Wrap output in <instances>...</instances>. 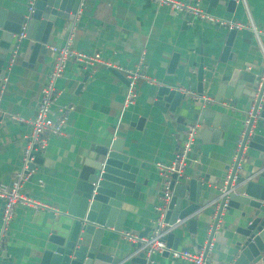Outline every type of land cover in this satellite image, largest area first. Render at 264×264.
Listing matches in <instances>:
<instances>
[{
    "label": "crops",
    "instance_id": "crops-1",
    "mask_svg": "<svg viewBox=\"0 0 264 264\" xmlns=\"http://www.w3.org/2000/svg\"><path fill=\"white\" fill-rule=\"evenodd\" d=\"M28 1L0 0V12L25 14ZM191 1L197 2L205 12V1ZM243 1L235 0L233 4L217 1L208 13L212 18L224 21L246 22L249 17L254 26L264 31V0ZM234 30L229 50L224 55L229 29L211 21L191 18L152 0H81L72 21L55 18L46 50L37 54L33 64L22 61L27 43L22 38L15 62L9 70H4L13 43L11 40L1 66L7 80L3 84L0 79V185L5 187L17 180V173L22 172L24 135L29 131L28 122L33 117L40 90L52 64L48 46H62L71 35L73 48L86 53L98 52L112 65L132 69L141 58L148 80L137 81L133 102L121 110L126 84L114 72L117 70L100 64L82 66L74 61L65 65L61 75L54 80L55 98L49 107L52 119L57 118L63 108L71 107L66 109L62 133L47 138L40 153L41 162L33 167L25 180H18V193L42 204L44 208L39 206L34 209L17 204L5 227L0 220V253L6 254L3 258L0 254V264L38 263L41 251L48 247L46 242L50 229L55 228L57 222L68 223L62 214L75 180L85 169L84 162L102 158L115 138L122 140V152L128 156V162L137 167L135 182L140 184L136 196L123 198L120 207L125 212L122 232L138 235L147 230L144 236L150 234L157 219L154 206L159 203L164 180L155 164L170 165L173 162L184 139L185 125L183 130L181 125L184 119L186 122L190 120L192 112V108L183 110L181 107L172 113H163L153 107L151 101L155 85L167 84L199 94L196 92V71L200 62L204 71L200 94L211 97V101L204 105L218 108L222 119L226 118L220 123L228 126L215 136L210 132L206 137H202L203 125L197 127L191 150L186 152L183 172L186 180L199 175L196 178L204 190L202 197L208 200L214 198V185H218V180L231 170L233 156L238 150L237 135L249 108L245 99L235 107L212 104L215 88L221 83L222 76L234 66L243 68L246 64L249 72L259 73L264 65V35H260L257 41L246 28ZM173 54L177 55L176 63L168 68ZM199 103L203 105L201 100L194 105ZM233 108L236 109L233 112L236 120L230 116L228 122L225 116L231 115ZM263 122L257 119L258 125ZM261 156L258 151L244 146L239 170L242 176L264 186V153ZM206 187L211 190L206 191ZM211 207L204 211L210 217ZM1 208L0 199V213ZM242 210L245 214L252 212L247 205H243ZM248 218V215L241 217L237 209L230 208L223 211L217 229L225 226L228 231H223V235L232 243L240 238L234 233L235 229L245 225ZM196 226L199 229L202 224L196 222ZM180 228L184 237L174 250L188 248L192 255L202 253V250H192L185 232L186 223ZM100 242L106 244L107 255L120 260L130 256L133 251L131 246L135 245L123 240L120 233L104 232ZM211 244L213 259L223 264L233 261L236 252L228 250L227 244L219 245L220 253L213 250L217 244ZM149 260L150 264H191L158 252L152 254ZM254 264H264V253Z\"/></svg>",
    "mask_w": 264,
    "mask_h": 264
},
{
    "label": "water",
    "instance_id": "water-1",
    "mask_svg": "<svg viewBox=\"0 0 264 264\" xmlns=\"http://www.w3.org/2000/svg\"><path fill=\"white\" fill-rule=\"evenodd\" d=\"M203 1L207 4L205 12L208 13L217 1L233 4L235 0ZM80 2L81 0H32L33 10L28 14L27 19H24V14L12 12L6 14L2 10L0 12V79L4 75L1 66L5 53L11 40L14 42L22 23L26 24L24 38L27 40L22 61L31 65L38 53L45 52L55 18L72 21ZM4 16H7L6 19L3 18ZM234 32V29L228 32L223 48L224 55L229 50ZM171 57L168 68L176 63L177 55L173 54ZM248 69L246 64L243 68L238 66L230 68L229 73L222 76L221 83L216 86L212 97V104L234 107L245 99L249 102L250 108L246 127L241 128L237 135L238 150L231 170L227 178H224L226 175L222 176L218 180L219 184L214 185L215 190H212L216 194L215 197L211 200L202 197L204 190L201 189V182L196 178L199 177L197 174L187 180L184 172L181 176H176L175 173L169 176L171 195L163 207L162 220L166 227L173 225L174 227L163 237V240L167 248L175 249L184 237L180 225L186 223L185 232L190 246L195 252L202 250L203 264H223L212 258L211 243L217 244L213 248L217 253H220L219 245L226 244L228 250L236 252L230 264H254L264 253V186L250 181L236 169L244 146L258 151L259 157L264 153V122L257 124V119L264 120V71L255 73L249 72ZM114 72L124 80L125 84L127 83L119 72ZM196 74V92L200 94V80L204 74L201 62ZM186 97L179 89L159 83L155 85L151 104L163 113H172L176 108L181 107L183 110L192 108L190 120L186 122L184 119L181 130L188 124L197 127L203 125L202 137H206L210 132L215 136L220 130H226L228 124L220 123L223 119L222 112L218 108L210 105L207 107L202 103L194 105L197 100ZM235 110L233 108L230 110L231 115L225 116L228 117V122L230 116L236 120V115L233 114ZM121 148L122 140L115 138L110 142L102 158L84 162L85 169L80 171L79 177L75 180L62 214L68 223L57 222V226L50 229L46 242L48 247L41 251L37 264H123L125 262L145 264L141 253L127 256L122 260L111 257L105 253L106 244L100 242L104 232L122 233L125 212L120 207L123 198L136 196L140 187V184L135 182L137 167L128 162V156ZM40 162V155H36L33 162L28 165V170H32ZM219 187H222L223 193L217 197ZM207 190L210 191V187H206ZM199 197L202 198L199 200ZM243 205L249 206L252 212L245 214L242 210ZM210 207L211 217L204 213L205 209ZM230 208L237 209L241 217L247 215L249 217L245 225L235 229L234 233L240 238L232 243L223 235V231H228L225 226H221L220 230L217 229L221 224L219 220L223 211H228ZM196 222L202 224L199 229L196 228ZM146 232L147 230L137 236L141 238ZM139 246V243L131 246L132 252ZM181 250L187 251L188 248ZM0 254L2 258L6 256L5 252Z\"/></svg>",
    "mask_w": 264,
    "mask_h": 264
},
{
    "label": "built area",
    "instance_id": "built-area-1",
    "mask_svg": "<svg viewBox=\"0 0 264 264\" xmlns=\"http://www.w3.org/2000/svg\"><path fill=\"white\" fill-rule=\"evenodd\" d=\"M157 5H168L170 8L175 10L176 12L184 13L187 16H191V18L201 19L205 21H211L212 23L218 24L219 26H224L227 29H239L246 28L250 30L253 37L258 41L260 35H264V31L254 26L250 18L248 17L246 22H238V21H224L222 19H215L209 15V13L204 12L200 6L195 1L191 0H152ZM244 2L243 0H241ZM246 9V8H245ZM33 10L32 8V0H29L26 5V13L24 14V19L28 18V14ZM247 13V10H245ZM25 23H22L20 26V30L17 32L14 38V42L9 50V55L6 61V65L4 70H9V67L15 62L17 56V49L19 42L22 38H24V30ZM52 56V64L51 68L47 74V77L44 81V84L40 90V97L36 104L35 111L32 119L29 123V131L24 135L25 145L23 148L22 160H21V174L17 173L16 178L13 183L9 186L5 187L0 185V199L2 200V208L0 213V220L3 227L9 222L12 214L14 205H24L27 207H31L36 209L41 206L44 208L42 204L37 202H32L29 198H24L18 193V180H25L31 173L32 170H28V165L33 162L36 155H40V153L45 148L46 140L49 136H59L62 133V127L64 126L65 121V113L67 110H70L71 107L63 108L61 114L55 119L50 117V105L55 98L54 95V80L58 78L65 65L69 61H74L82 66H92L95 64H100L106 67H113L115 70L124 75L127 80L125 87V94L123 97V102L121 104V110L126 108L129 104L133 102L135 97V86L138 80L146 79L148 77L145 75L144 67L141 61L132 68H124L119 65H112L105 59H103L98 52L86 53L84 51L77 50L71 46V35H69L62 46H48L47 48ZM264 56V54H263ZM5 71V72H6ZM264 71V65H263ZM3 84L7 80V77L3 75L1 78ZM150 81V80H149ZM153 81V80H152ZM2 84V85H3ZM264 90V87H263ZM180 92L184 93L191 100H201L204 103H208L211 101V97L204 94H196L195 92L189 89H180ZM67 109V110H66ZM250 115V108H248L246 112V117L243 120L242 128L246 127L248 122V117ZM17 121H23V119L12 117ZM197 126L194 124L185 125V129L183 130V143L177 149V152L174 156V160L170 165H166L163 163L157 162L155 164V168L157 172L163 176L164 180L160 190V198L159 203L154 206V210L157 213V219L155 220L154 227L150 231V234L144 237L139 238L137 235L122 232L120 233L123 240L127 243H139L140 246L138 249L132 252V255H136L137 253H141L145 260V264H150V257L152 254L158 253H166L174 260H183L187 261L191 264H203V259L200 254L192 255L188 251H178L174 249L167 248L163 237L174 227L167 226L163 223L162 220V211L166 202L168 201L171 190L169 188V176L172 173H175L176 176H181L183 173V168L185 165V156L186 152L191 150V146L196 138ZM236 157L234 154L233 159ZM241 164L239 160L236 164V169L239 170ZM225 179L227 176L224 177ZM225 182V180H224ZM223 182V183H224ZM218 196L223 193L222 187L218 188ZM211 246V245H210Z\"/></svg>",
    "mask_w": 264,
    "mask_h": 264
}]
</instances>
